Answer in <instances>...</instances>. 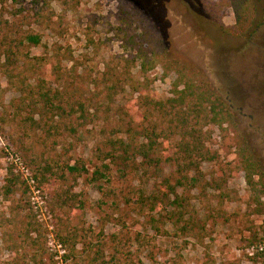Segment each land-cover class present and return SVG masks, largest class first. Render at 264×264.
Instances as JSON below:
<instances>
[{
  "label": "rangeland",
  "instance_id": "rangeland-1",
  "mask_svg": "<svg viewBox=\"0 0 264 264\" xmlns=\"http://www.w3.org/2000/svg\"><path fill=\"white\" fill-rule=\"evenodd\" d=\"M4 1L22 31L35 23L42 35L29 59H67L56 80L47 78L52 90L76 101L105 93L109 71L130 79L117 85L112 111L91 112L83 124L34 114L27 92L45 73L25 59L5 68L8 78L0 58V186L11 172L30 187L8 202L0 196V264H264L253 258L264 248V0L240 18L220 0H211L215 8L200 0ZM135 43L153 56L150 70ZM187 82L210 95L218 114L203 130L209 154L198 170L108 156L111 134L129 121L121 109L136 112L129 83L165 101ZM44 161L57 173L39 176ZM65 165L86 173L62 172ZM97 169L104 176L94 181ZM141 193L156 202L138 203ZM28 209L43 228L38 246L22 232Z\"/></svg>",
  "mask_w": 264,
  "mask_h": 264
},
{
  "label": "trees",
  "instance_id": "trees-1",
  "mask_svg": "<svg viewBox=\"0 0 264 264\" xmlns=\"http://www.w3.org/2000/svg\"><path fill=\"white\" fill-rule=\"evenodd\" d=\"M200 2L206 7L212 6L215 8L211 0H200ZM4 4L5 1L0 0V58L3 59L1 67L5 75L8 78H12L5 68L9 66L17 68L19 63L25 61V59L33 66H39L40 70L45 73V78L36 84V90L27 92L31 105L35 108L33 112L36 113L34 114H40L41 111L51 112L53 118L60 115L61 118L69 121H80L85 124L93 120L95 115L91 112L97 113L98 110L110 112L114 109L117 85L121 81H127L130 77L120 75L113 70L109 71V74L104 75V77L110 76L111 78V83L107 86L105 93H96L83 100H71L72 97L67 94L52 90L46 85L47 78L51 77L56 80L58 74L63 73L65 69L61 64L67 59H57L58 53L49 56L45 60H39V58L29 59V55H26L27 52L41 46L42 35L33 28L35 23L28 25L29 27H27L26 31H22L20 29L22 17L8 12ZM220 4L222 8L235 10L237 16L247 15L248 12H258L253 0H220ZM261 8H264V6ZM212 12L216 13V10ZM135 46L138 48L139 64L145 71L150 70L154 62L153 56L147 53L144 44L135 43ZM34 61L38 63H32ZM137 66L134 65L131 68L136 69L138 68ZM129 84L133 89V95H136L135 99L132 100V108L136 112L134 115H130L121 109V118L124 117V119L129 121L123 127L118 126L111 134L110 139L107 141L110 146V151H108L110 154L108 156L112 158L116 156L124 160L125 163L129 162L128 160L131 157L133 159L142 158L149 165L155 167L162 163H174L177 166L176 169L181 173L198 170L200 162L208 160L209 154L206 149L209 135L203 130L209 124L215 122L216 117H218V114L214 113V104L210 99V95L198 89L192 82L177 83L174 86L172 98L161 101L153 93L147 92L146 87L145 89L141 87L140 83H136V85L133 83ZM115 111H117L116 108ZM144 123H147V126H144ZM36 125L38 126V124ZM44 126L47 128L46 136H49L52 130L57 129L54 121ZM119 134H121V137H119ZM135 135L137 136L135 137ZM162 146H165L166 149L164 150L166 151L172 150L175 158L167 155ZM54 166V162L44 161L41 169L38 170L39 176L43 178L47 175L53 176L57 173L56 169L58 168ZM60 169L62 172L66 170L69 174L80 171L86 173L84 167L78 168L77 165H65L60 167ZM251 170L252 167L248 164L245 171H247L246 179L249 186H252L253 171ZM103 176L98 169L92 174L94 181H99ZM44 180L46 182V179ZM30 181L37 183L39 181L37 175H33ZM27 184L21 180L20 175H13V173L7 172L3 179V184L0 186V196L4 201L8 202L13 196L18 194L21 187L22 194L29 193L30 187ZM170 188L168 187L167 190H171ZM166 198L169 200L167 195ZM156 200L155 197L149 199L142 193L137 195L136 199L140 204L147 203L151 205ZM172 204L177 209L181 208V203L176 199ZM25 205L29 204L25 203ZM22 232L33 246L39 245L43 228L29 209L25 216ZM31 235H34V238ZM260 249H256L253 258L264 261V248Z\"/></svg>",
  "mask_w": 264,
  "mask_h": 264
},
{
  "label": "built area",
  "instance_id": "built-area-1",
  "mask_svg": "<svg viewBox=\"0 0 264 264\" xmlns=\"http://www.w3.org/2000/svg\"><path fill=\"white\" fill-rule=\"evenodd\" d=\"M31 183H33V181H30ZM261 250V249H260Z\"/></svg>",
  "mask_w": 264,
  "mask_h": 264
}]
</instances>
